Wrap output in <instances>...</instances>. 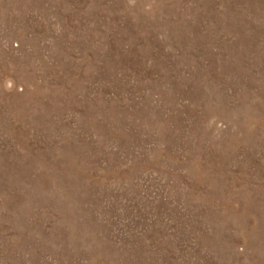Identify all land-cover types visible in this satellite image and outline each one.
Returning a JSON list of instances; mask_svg holds the SVG:
<instances>
[{"label": "rangeland", "instance_id": "1", "mask_svg": "<svg viewBox=\"0 0 264 264\" xmlns=\"http://www.w3.org/2000/svg\"><path fill=\"white\" fill-rule=\"evenodd\" d=\"M0 264H264V0H0Z\"/></svg>", "mask_w": 264, "mask_h": 264}]
</instances>
